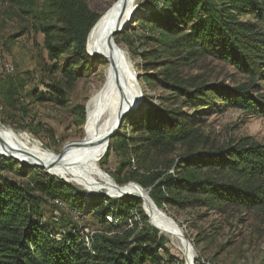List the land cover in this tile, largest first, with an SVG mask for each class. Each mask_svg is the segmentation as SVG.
Masks as SVG:
<instances>
[{
  "label": "rangeland",
  "instance_id": "1",
  "mask_svg": "<svg viewBox=\"0 0 264 264\" xmlns=\"http://www.w3.org/2000/svg\"><path fill=\"white\" fill-rule=\"evenodd\" d=\"M84 1L99 17L90 31L89 57L78 59L73 50L57 57L50 54L45 26H61L50 11L51 0H0V145L17 150V154L0 151V157L13 159L15 168H27L25 175L8 172L6 176L30 185L44 181L46 174L53 177L62 198L39 193L40 209L44 221L59 232L77 231L87 241L96 232L113 234L93 209L115 208L130 198L136 200L129 210L132 217L117 233L129 240L148 235L153 240L148 243L151 245L163 242L177 257L175 264H188L190 254L193 264H264V204L250 209L223 204L214 210L194 205H153L176 227L188 250L157 226L141 196L115 194L100 177L96 178L99 185L83 184L72 173L62 175L27 159L28 155L40 158L59 155L70 143L100 135L112 117L109 100L98 101L96 97L107 82L109 62L95 50L94 31L119 0ZM178 2L136 0L125 27L115 34V41L124 50V62L135 77L137 100L123 113L116 131L93 159L113 184L119 187L135 184L152 202L149 194L158 184L171 182L174 176L189 171L196 180L236 184L264 197V177L217 163L198 167V163L182 160L191 152L226 154L243 144L264 145V115L253 108L254 111L229 106L219 95L244 87L255 101L264 104V63L251 75L236 66L234 58L228 59L226 54L206 47H197L200 51L191 55H187V49H171L166 43L188 33L190 28L188 25L176 34H166L161 25L164 16L174 18L169 7ZM214 2L220 4V0ZM234 15L239 21L253 24L257 33L262 32L254 16ZM262 34L251 33L248 38L260 45L258 39L264 40ZM64 66L73 70L72 78ZM166 82L180 84L189 91L206 86L215 89L205 91L207 97L200 95L208 100V105L195 107L187 97H175ZM52 86L63 94L64 103L41 99L54 98ZM152 107L159 108L162 115L169 110L184 112L187 116H183V122L189 116L195 117L194 135L178 142L153 143L143 127ZM162 115L152 118L154 126L159 125L158 118ZM168 195L181 200L197 198L178 194L176 190L165 194ZM106 220L112 223L115 217L107 213ZM60 236H56L58 240ZM163 257H167L166 253Z\"/></svg>",
  "mask_w": 264,
  "mask_h": 264
},
{
  "label": "trees",
  "instance_id": "2",
  "mask_svg": "<svg viewBox=\"0 0 264 264\" xmlns=\"http://www.w3.org/2000/svg\"><path fill=\"white\" fill-rule=\"evenodd\" d=\"M169 10L174 14V18L171 20L164 16V22L161 23L166 28V34H176L183 27L190 25L188 33L166 43L171 49H187V55H191L200 51L197 47H206L220 55L226 54L228 59L234 58L233 63L251 75L255 74L259 64L264 63V40L259 38L258 45L256 40L248 38L251 33L257 36L264 32V0H220L219 5L214 0H179L177 4L170 5ZM50 11L53 17L57 16L61 22V26H45L50 54L57 57L65 51L73 50L78 59L89 57L87 45L91 37L90 31L99 15L93 12L84 0H51ZM234 14L254 16L259 21L262 32L257 33L253 24L237 20ZM63 69L72 78L73 70L67 66ZM166 84L175 97L185 96L195 107L208 105V100L200 95L207 97L208 94L203 93L215 89V86H206L210 88L202 87L189 91L180 84ZM53 92L54 98L47 96L41 99L64 103L63 94L58 89ZM250 93L248 89L240 87L228 95H219L229 106L247 110L253 108L264 115V104L255 101ZM158 109L152 107L143 124L153 143L160 144L161 141L167 140L178 142L194 135L195 117L189 116L188 121L183 122L186 113L169 110L164 113L168 114L165 116ZM157 114L162 116L158 118L159 125L154 126L152 118ZM134 150H137V146ZM207 154L191 152L182 160L185 163L190 161L193 165L198 163V167L217 163L254 177H264V145L243 144L226 154L211 152L209 156H205ZM13 161L9 157H0V264H175L177 261V257L170 253L163 242L151 245L148 243L153 240L148 235L129 240L128 236L117 233L132 217L129 210L135 205V199L122 201L115 208L93 209L97 216L102 218L100 221L113 230V234L96 232L90 235L87 241L77 231L59 232L44 221L40 209V194L62 198L58 183L47 174L44 181H37L33 185L11 179L5 173L16 172L25 175L27 170L26 166L15 168ZM179 165L184 167L181 162ZM171 190H176L178 194L197 195V198L190 200L184 197L185 199L181 200L174 196H165ZM149 197L153 202L147 196L148 200L158 207H161L162 203H169L181 207L206 206L214 210L228 204L250 209L264 204V197L251 188L231 183L218 185L209 179L196 180L191 171L179 177L174 176L171 182L158 184ZM107 213L115 217V222H107ZM58 234L61 235V240L56 237ZM161 250L167 257H163Z\"/></svg>",
  "mask_w": 264,
  "mask_h": 264
},
{
  "label": "bare ground",
  "instance_id": "3",
  "mask_svg": "<svg viewBox=\"0 0 264 264\" xmlns=\"http://www.w3.org/2000/svg\"><path fill=\"white\" fill-rule=\"evenodd\" d=\"M135 1L119 0L114 8L103 16L94 31L97 37L95 50L109 62L107 82L105 87L96 96L98 101L109 100L113 108V113L111 112L113 115L111 114L110 121L104 126L103 133L70 143L59 155L45 158L28 155L29 157L27 159L35 164H42L50 171L62 175L72 173L83 184L99 185L96 178L100 177L107 181V187L115 194L124 193L141 196L144 199V207H146V210L157 226L189 250V246L177 231L176 227L168 221L158 208L153 206L154 204L149 202L146 193L139 186L130 184L119 187V185L113 184L108 175L101 172L97 166V162L93 159L95 152L104 146L116 131L123 113L137 100V91L134 87L135 77L130 73L124 62V50L115 41V34L125 27L128 14L131 12L130 10ZM0 151L17 154V150L4 145H0ZM192 257L190 254L188 264H193Z\"/></svg>",
  "mask_w": 264,
  "mask_h": 264
},
{
  "label": "water",
  "instance_id": "4",
  "mask_svg": "<svg viewBox=\"0 0 264 264\" xmlns=\"http://www.w3.org/2000/svg\"><path fill=\"white\" fill-rule=\"evenodd\" d=\"M122 29H123V28H122ZM122 29H121V30H122ZM112 135H113V134H112ZM156 207H157V206H156Z\"/></svg>",
  "mask_w": 264,
  "mask_h": 264
}]
</instances>
